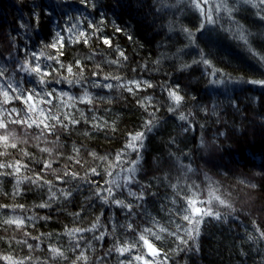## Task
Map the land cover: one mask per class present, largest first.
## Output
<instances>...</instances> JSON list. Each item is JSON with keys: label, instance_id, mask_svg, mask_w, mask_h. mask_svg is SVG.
<instances>
[{"label": "trees", "instance_id": "obj_1", "mask_svg": "<svg viewBox=\"0 0 264 264\" xmlns=\"http://www.w3.org/2000/svg\"><path fill=\"white\" fill-rule=\"evenodd\" d=\"M179 1L0 0V69H7L5 77L22 88L55 90L54 95L66 92L73 97L87 91L92 97L90 104L76 102L74 107H64L54 99L53 105L46 106L61 118L69 113L79 121L67 129L57 126L54 132L40 136L34 125H9L17 148H8V155L0 160L20 159L28 169H21L19 177L41 173L51 184L23 181L20 194L13 196L17 177L0 176V204L12 206L0 209V256L31 257L25 264H72L83 252L87 261L76 264H129L134 251L121 255L116 247L138 240L139 233L150 228L161 236L160 240L147 238L162 251L158 256L162 264H264V238L257 231H264V86L245 82L264 80V64L235 38V27L243 26L250 33L251 46L264 54V20L260 18L264 13L257 15V8L232 0L229 6L235 11L231 19L212 26L204 23L200 29V12L189 8L185 0ZM184 29L193 36L189 38ZM58 32L63 40L56 48L48 47L59 40ZM105 38L111 46L103 43ZM117 49L124 52L126 60ZM57 50L63 54L57 55ZM41 51L45 53L42 65L59 68L55 60L46 59L57 56L61 63L72 64L77 75L61 69L60 75L53 73L46 78L48 83L39 85L34 77L18 70L26 57ZM201 56L210 63L204 64ZM77 60L84 68L83 79L78 76ZM113 60L119 63H111ZM94 72L100 77L93 76ZM61 75L79 79V83L69 84ZM104 75L121 80L103 81ZM131 80L148 81L152 87L128 92L117 86ZM94 83H111L113 88ZM169 90H177L183 97L175 111H170L175 105ZM3 107L22 110L25 105L13 100ZM152 112L155 124L146 131L144 123ZM180 114L187 120H180ZM104 122L114 125L115 131L93 127ZM138 131L145 132L143 147L139 153L129 149L123 157L131 161L139 156L136 181L125 187L116 175L121 188L112 186L116 199L133 205L130 217L124 208L103 203L94 192L98 186L108 187L104 184L111 178L109 171L124 175L122 168L128 167L127 163L110 165L125 148L128 133ZM42 148L51 149V153L42 152ZM76 148L80 149L78 155ZM20 149L31 156H23ZM91 152L108 159H94ZM44 160H51L56 171L42 172ZM91 168L99 175H93ZM66 170L76 173V178L64 176ZM207 177L214 181L208 178L207 182ZM209 184L220 199L226 196L230 207L217 202L221 218H206L199 236L182 244L176 236L184 238L187 229L188 222L182 219L186 199L197 192L195 198L206 197L203 190L209 189ZM61 190L72 194L65 199ZM129 190L137 195L143 191L144 199L129 196ZM53 193L55 197L50 199ZM45 202L50 207H39ZM17 216L25 218L23 229L3 223ZM129 223L136 231L127 228ZM160 227L167 231L160 232ZM76 228L92 230L68 234ZM101 233L102 239L98 238ZM24 240L33 247L19 242ZM141 245L142 241L136 253L145 251ZM52 246L67 259H52ZM0 264L6 262L0 260Z\"/></svg>", "mask_w": 264, "mask_h": 264}, {"label": "snow or ice", "instance_id": "obj_2", "mask_svg": "<svg viewBox=\"0 0 264 264\" xmlns=\"http://www.w3.org/2000/svg\"><path fill=\"white\" fill-rule=\"evenodd\" d=\"M190 2L194 5L196 9L199 10L201 17L203 18L200 29H203L204 27V21L207 23H215L216 20L213 17V12L217 14V18H219V13L221 11L225 12L228 17L231 19L232 14L235 11L234 8L229 7L228 0H212V3H209V0H190ZM243 3L250 5L253 8H257L259 11L257 12V15H260V13H264V0H242ZM260 18L264 20V15H260ZM119 30V29H117ZM96 31H99V29H96ZM184 31L187 33L189 38L193 36V33L188 31V29H184ZM250 33H246V30L243 28V26H238L237 32L235 33V38L242 41L248 48L249 53L257 60L258 63L264 64V54H261L260 52L256 51L250 44L248 36ZM56 36L59 38L55 43L49 45L48 47L56 48V44L59 43L61 40H63V37L60 36V33L58 32ZM80 36H84L85 40L84 42H88V38L85 36V33L81 32ZM103 43L106 45L111 46V41L107 38L103 39ZM62 46V45H61ZM119 52V56L123 59H127V57L124 55L123 51ZM63 53H60L59 50H57V55H62ZM45 56V53L41 51L39 54L33 52L31 53L30 57H26L23 64L20 65L19 71H23L28 76L34 77L39 85H45L49 81L46 79L53 73L60 75V70L64 69L69 75H77L73 73V65H65L60 62V60L57 58V56H47L46 59L48 60H55L57 64H59V68H52L50 64H41V57ZM201 61L208 65L210 62L201 56ZM197 61H194V63ZM111 63L118 64L119 60H113ZM75 66L79 69L78 76L80 79H83V73L84 68L81 65L80 61L77 60L75 62ZM99 68V65H97ZM51 69V71H49ZM7 69H0V80H6V83H0V96L3 97L2 100H0V157H4L8 155L7 149L8 148H17V142L16 137L12 131L9 130L10 124H16V125H22L26 126L27 128L33 127V125L40 129V136H44L45 132L48 133L54 132L57 126L62 127L64 129L68 128L69 124H77L79 123L78 120L71 117L69 113H64L63 118L56 112H53L51 106L53 105L54 99L60 100L61 105L64 107H74L76 102L79 103H92V97L90 94L85 91V93L80 97H73L69 96L66 92H61L59 94L54 95L55 90L52 91H44L40 92L37 91L35 88H22L18 84L14 86L13 82L5 77V72ZM215 75V70L212 73ZM93 76L100 77L99 72H94ZM61 79L64 81H67L69 84L72 83H79V79L76 80H69L68 76L61 75ZM117 80L120 81L121 77L119 76H110V75H104L102 77L103 81L108 80ZM57 83L60 82V79L56 80ZM222 82V81H221ZM246 83L255 84V85H261L264 86V80H248L245 81ZM93 86L96 87H104L111 89L113 88V84L111 83H94ZM120 88H124L128 92H134V89H140L142 86L145 87H152L151 83L148 81H138V80H131L127 81L126 83H120L117 85ZM134 86V87H133ZM169 98L173 101L175 107L170 108V111H175L177 107H179L180 102L183 100V97L178 94L177 90H169L168 91ZM66 98V99H65ZM150 99V98H149ZM13 100H18L21 103L25 105V108L22 110H17L15 107L13 108H5L3 105H7L11 103ZM71 102V103H70ZM147 110V109H146ZM23 113V114H21ZM95 120V118H93ZM180 120H187V117L183 114H180L179 116ZM67 121V123H65ZM155 124V113H149V119L145 121L144 128L146 131H151L152 127ZM94 128L100 129L104 127H111L113 131H115L114 125H108L107 122H104V124L100 123H94ZM145 137L144 131H138L135 133H128V142L125 145V148L118 152L115 156L114 162L110 165V167H119L120 165H123L127 163L129 166L126 168H122V171L126 173L122 177L123 185L126 187L127 185L134 183L136 181V173L138 171L137 165L139 163V156L135 160L127 161L123 159V157L126 155L127 150H132L137 153H139L140 148L143 147V140ZM39 138V137H37ZM26 142V141H25ZM42 152L51 153V149L49 148H42L40 149ZM80 149L76 148L74 149V152L76 154H79ZM20 152L23 156L30 157L31 153H29L25 149H20ZM90 155L94 159H101V160H107L108 157H98L95 152H91ZM71 160H75V163L79 164L80 160L75 159V157H69ZM42 167V172L46 170H52L53 172L56 171V169L52 168V161L51 160H44ZM21 169H28V164L23 162L20 159H15L13 161H7V160H0V176H16V190L12 193L13 196L20 194L19 185L23 181H29L33 184H38L41 180H43V176L41 173H34L33 176H24L19 177L18 174L21 172ZM188 170L191 171V167H188ZM91 173L93 175H99V173L96 171V168L90 169ZM109 176L112 175V172L109 171L107 173ZM71 175L73 178H76L77 174L74 172L65 171L64 176ZM119 175V174H117ZM58 180L63 181L62 176H57ZM44 184H51V181L43 180ZM105 184L108 185V187L98 186L95 188V196L98 197L103 203L105 204H115L121 208H126L129 212V214H132V208L133 205L131 203L126 204L123 200L116 199L115 193L113 190V185L116 189L121 188V183H118L116 179L105 181ZM176 185H173V188H175ZM254 187V185H253ZM71 191H64L61 190V195L64 196L65 199L71 196ZM129 196L135 197L137 200H143L144 199V193L141 191L139 195H137L136 192L129 190L128 192ZM209 200L203 201L198 200L195 198L196 194L193 193L192 197L186 199V207L183 208V215L182 219L184 221H187L189 225H192L190 229H185V232L188 236V239L194 240L195 237L199 236V226L205 216H213L215 219H220L221 214L219 212H214L211 208H205L203 205L205 203L210 204L212 200H216L219 202V204L224 205L226 207H230L226 203V201L220 199L219 196L215 195V192L210 189L209 193ZM55 197V193H53V196L50 197V199ZM175 203V201H174ZM197 204L201 205L200 207H197ZM12 206L6 205V204H0V209L9 208ZM16 208H23V205H16L14 206ZM39 207H50V204L48 202H45L43 204H40ZM76 215H79V213H76ZM99 220V217L97 218V221ZM4 224L7 225H15L17 229H23L25 226V218L22 216L17 217H9L3 221ZM96 225H93V228H95ZM179 227V226H178ZM127 228L132 231H136L132 223H129L127 225ZM92 229H69L68 234L74 235L77 232L82 231H91ZM160 232H165L167 229L160 227ZM257 231L260 232V237L264 238V231H261L259 228H257ZM195 233V236L192 235V233ZM25 236H29L30 234L25 232ZM155 237L156 240H160L161 236L155 232L152 231L150 228H144L140 233L138 240H133L130 244L125 241L124 244L116 247V251H118L121 255L124 253H131L133 249L137 248V246L140 244V241L143 242V245L141 247L146 246L148 249V255H151L153 257L159 255V251L154 247V245L149 241L147 238L148 236ZM169 235L176 236V233H169ZM100 239L103 238V233H101V236L98 237ZM251 239V237H249ZM33 239H39V237H33ZM176 239L179 240L182 244L187 245L188 240L184 239L181 236H176ZM21 243H24L27 245L28 248H32L33 246L27 243V240L19 241ZM78 247V245H77ZM49 251L52 253V259L62 258L67 259L65 256V253L61 251L57 247H50ZM25 259L30 260L31 257H26L24 259H16L11 256H0V260H3L6 262V264H25ZM87 261V257L84 255L83 252H80L79 255L76 256L75 260L72 261V264H76V261ZM134 261H142L143 264H153L152 260H146L144 255H135L132 257V260L129 262V264H133Z\"/></svg>", "mask_w": 264, "mask_h": 264}, {"label": "rangeland", "instance_id": "obj_3", "mask_svg": "<svg viewBox=\"0 0 264 264\" xmlns=\"http://www.w3.org/2000/svg\"><path fill=\"white\" fill-rule=\"evenodd\" d=\"M179 1V0H178ZM184 1V0H183ZM229 1H232V0H228V5H229ZM180 2V1H179ZM185 2H186V4H187V6H189V8H193V9H195V7H194V5L190 2V0H185ZM217 2H219V0H217ZM236 2V1H235ZM209 3L211 4L212 3V0H209ZM229 7H231V6H229ZM198 10V9H197ZM199 11V10H198ZM219 18H217V14L215 13V11L213 12V17H214V19L216 20V22L215 23H217V22H222L223 21V19H225V18H227L228 17V15L225 13V12H223V11H221L219 14ZM202 18V17H201ZM203 20V18L201 19V21ZM204 23H205V25H210V26H212V24L213 25H215V23H207L206 21H204ZM224 23H225V21H224ZM235 28H238V27H235ZM129 166V165H128ZM117 171V170H116ZM115 171V172H116ZM112 173V175H111V178L112 179H114L115 177H116V175H117V173L119 172H116V173ZM126 173H124V175H125ZM124 175H117V176H119V178H122ZM205 176H207L206 174H205ZM111 178H109L108 180L110 181V179ZM208 178L209 177H207L206 178V180H207V182L210 180V178H209V180H208ZM212 180V179H211ZM210 180V181H211ZM212 181H214V180H212ZM104 185H107V184H104ZM127 187H128V185H127ZM209 189H211L212 188V186L209 184ZM209 189H205V190H203L204 191V194H205V196L206 197H202V195H198V197L196 198V199H198V200H203V201H208L209 200V195H208V193H209ZM212 190V189H211ZM214 192H215V195H217V196H219L218 194V192L216 191V190H213ZM217 193V194H216ZM195 194H199L198 192L197 193H195ZM223 196V195H222ZM220 197V196H219ZM222 200H224V201H227V202H229L228 201V199H226V196L224 197L223 196V199ZM217 202L218 201H216V200H212V202L210 203V204H208V203H205L204 205H203V207H205V208H211L214 212H216V207L218 206V205H216L217 204ZM228 204V203H227ZM229 204H231V203H229ZM201 205H199V204H197V207H200ZM137 208H139V207H137ZM125 209V211H124V213L126 214V213H129L128 212V210L126 209V208H124ZM133 212V211H132ZM132 215H133V213H132ZM128 216H130V217H132L131 216V214H129ZM213 216H205L204 218H203V220L202 221H204L206 218H212ZM187 229H190L191 227H192V225H189V224H187ZM200 227V226H199ZM192 235L193 236H195V233L193 232L192 233ZM183 236H184V238L186 239V240H190V239H188L187 238V234H186V232H185V235L183 234ZM132 251H134V253H135V255H144V257H145V259L146 260H152L153 261V264H162V262H161V260H160V258L159 257H152V258H149L148 256H147V254H146V251H141L140 253H136L135 252V249H133ZM134 255V256H135Z\"/></svg>", "mask_w": 264, "mask_h": 264}, {"label": "water", "instance_id": "obj_4", "mask_svg": "<svg viewBox=\"0 0 264 264\" xmlns=\"http://www.w3.org/2000/svg\"><path fill=\"white\" fill-rule=\"evenodd\" d=\"M151 242V241H150ZM153 245H154V247L159 251V255L158 256H160L161 254H162V251L159 249V248H157L156 247V245L153 243V242H151ZM144 248H145V251H146V254L148 253V249H147V247L146 246H144ZM147 256L149 257V258H152L153 256H151V255H148L147 254ZM158 256H155V257H158Z\"/></svg>", "mask_w": 264, "mask_h": 264}]
</instances>
